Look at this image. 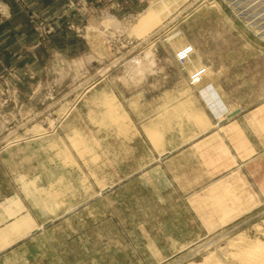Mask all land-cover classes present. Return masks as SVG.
Listing matches in <instances>:
<instances>
[{"label": "rangeland", "instance_id": "374dc122", "mask_svg": "<svg viewBox=\"0 0 264 264\" xmlns=\"http://www.w3.org/2000/svg\"><path fill=\"white\" fill-rule=\"evenodd\" d=\"M262 61L222 0H0V264H237L264 244L260 132L244 110L220 125L216 91V115L197 104L201 63L260 86Z\"/></svg>", "mask_w": 264, "mask_h": 264}, {"label": "crops", "instance_id": "0c3cea01", "mask_svg": "<svg viewBox=\"0 0 264 264\" xmlns=\"http://www.w3.org/2000/svg\"><path fill=\"white\" fill-rule=\"evenodd\" d=\"M6 8L7 6H5V9ZM228 55H229V59L238 60L236 57V54L234 55L233 53H229ZM200 65L202 67L203 66L206 67V72L204 73L205 79H203V84L198 90V97H197L198 106H200L201 108L204 107L208 109L207 102L205 101L204 96L210 92V89L212 91H216L217 94L222 99V101L224 102V105L228 109V112L231 113L230 115H227L226 118L224 116H221V118H218V121L220 120V125L225 122H229L230 123L229 125H235L236 122L233 123L235 121V118L241 115L242 110H244L243 122H241L240 125L243 124L244 125L243 127L250 133L260 132L258 133L259 136L253 135L252 140L254 139V141L257 144L261 143L262 145H264V133H263L264 132V80H262L264 78V62L262 61L260 72L258 74V75H261L260 81L262 80L260 86H258L257 83L254 81V78L251 77V75H249V72L247 73L246 69L248 68H247L246 63L242 64V62L241 63L235 62L232 65V67H234L233 68L234 71L230 70L231 66L228 69V71L227 70L223 71L221 70V68H216L215 66H209L207 69V66L205 65V63L203 64L201 63ZM244 70L246 72L245 76L247 78H245L244 83L241 85L246 91V94L244 95L243 100L241 99V101L231 104L230 100L232 99V97H235L233 96V92L237 90L235 85H237L238 83L233 85L232 88L228 89V87L225 86L224 81L228 80L231 82V79H233V81L239 80V78L241 79V73H243ZM253 99L255 100L253 101ZM188 102L190 103L189 105H191L190 109H188L187 111L184 110V105H186L185 103H183L181 107L183 108V111L185 112L186 116H190L192 118H199L200 119L199 123H201V120H202V125L203 124L211 125V121L209 117L207 116V114L205 113V111L202 110L201 112L199 109H197L199 108L198 106L197 108H194L195 102L194 103L191 101H188ZM212 113L214 115L217 114L214 112ZM237 128L239 130L242 129L241 127H237ZM198 130H200L199 127H198ZM8 237H9V234H4V237L2 236L0 237V242L7 241Z\"/></svg>", "mask_w": 264, "mask_h": 264}, {"label": "built area", "instance_id": "2783aa9c", "mask_svg": "<svg viewBox=\"0 0 264 264\" xmlns=\"http://www.w3.org/2000/svg\"><path fill=\"white\" fill-rule=\"evenodd\" d=\"M235 20L244 25L252 36L264 44V0H222ZM191 48L180 51L179 61H185L191 53ZM192 80L197 79V74Z\"/></svg>", "mask_w": 264, "mask_h": 264}, {"label": "bare ground", "instance_id": "6f19581e", "mask_svg": "<svg viewBox=\"0 0 264 264\" xmlns=\"http://www.w3.org/2000/svg\"><path fill=\"white\" fill-rule=\"evenodd\" d=\"M218 11V9H217ZM144 58H141L143 60L144 63H146L147 61H149L150 56L145 55L143 56ZM157 58V57H156ZM150 64V63H148ZM153 64V63H152ZM145 65V64H143ZM140 73V72H139ZM143 76V74H142ZM200 76V75H199ZM138 77V76H137ZM125 78V77H124ZM142 77L137 78L136 80H134V76L129 77L128 79H124V81H126L128 84L133 83V84H137V82L141 79ZM198 78V77H197ZM123 80V79H122ZM125 82V83H126ZM140 82V81H139ZM131 85V84H130ZM129 85V86H130ZM210 86V85H209ZM209 88V87H208ZM207 90V88H206ZM209 90V89H208ZM202 91V90H201ZM206 92V91H205ZM207 93V92H206ZM205 93V94H206ZM204 95V94H203ZM202 96V95H201ZM205 101L207 102V108H212L214 111V108L217 104V97H215V94L213 93V91L210 89V92L207 93L205 96ZM220 102V101H219ZM212 111V112H213ZM181 113V110H180ZM229 115L228 111L226 113V116ZM227 120V119H226ZM114 124V121H113ZM159 128V127H158ZM227 130V129H226ZM151 137V136H150ZM152 139L154 141H158L159 140V136L157 135H153ZM56 197V196H55ZM13 204V203H12ZM241 242H243V247L240 249V251L237 254L236 260H237V264H264V244H248V242H246V240H241ZM251 242V241H250ZM256 243V242H255ZM229 254V253H228ZM232 256H230L231 258ZM206 259V257H205ZM202 264V263H201Z\"/></svg>", "mask_w": 264, "mask_h": 264}]
</instances>
